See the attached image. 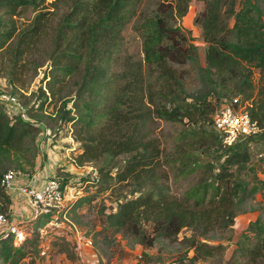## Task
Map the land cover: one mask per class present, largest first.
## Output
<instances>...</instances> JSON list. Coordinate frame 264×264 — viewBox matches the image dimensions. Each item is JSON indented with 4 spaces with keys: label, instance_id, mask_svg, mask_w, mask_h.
<instances>
[{
    "label": "trees",
    "instance_id": "obj_1",
    "mask_svg": "<svg viewBox=\"0 0 264 264\" xmlns=\"http://www.w3.org/2000/svg\"><path fill=\"white\" fill-rule=\"evenodd\" d=\"M191 1H158L154 13L143 16L136 24L141 34L142 59L125 57L121 70L115 71L111 64L120 51V31L135 15L139 0H0V52L11 55V63L7 64L9 92L20 99L32 118L30 122L18 115L10 116L0 105V177L9 165L30 173L23 162L33 166L34 140L45 137L44 127L49 129L52 142L60 136V128L54 131L44 119L48 116L43 111L49 99L47 90L53 93L51 86L62 77L78 75L76 94L86 95L81 103L84 112L75 118L61 114L64 122L79 127L75 138L80 140V149L70 162L79 166L103 156L125 154L112 173L111 164L97 167L102 181L114 178L115 182H125L131 193L118 198L115 209L105 213V225L113 230L129 225L141 246L151 245L158 236L174 238L182 227H190L192 233L181 240L186 257L204 264V258L219 254L223 244L209 243L198 236L228 227L240 202L258 188L264 189V179L254 178V183L247 186L238 173L249 157L248 141L264 137V14L254 0H238L236 9L234 0H202L197 15L204 42V64L200 65L195 45L186 30L175 23ZM225 2L228 5L223 11ZM56 3H63L65 10L51 35L48 63L40 77L44 85L27 103L15 93L16 60L39 36L44 12L48 11L43 8L55 7ZM27 5L38 8L37 12L23 26L16 25L12 15ZM222 12L232 15L231 26ZM184 62L197 69L201 87L193 94L185 93L179 69ZM145 68L153 73L152 82L144 81ZM234 95H239L241 102L248 101V117L259 130L240 133L230 143H224L222 131L212 122L215 107L210 96L224 97L225 102ZM154 118L194 123L206 120L212 126L204 132L203 140H179L175 156L168 158L180 174L200 168L198 171L208 175L187 187L181 197L169 192L167 176L161 170L159 143L150 133ZM202 156L210 158L201 161ZM42 158H46L45 154ZM58 169L61 164H57L54 176L63 188L68 183L58 176ZM0 196L4 199V204L0 201V212L10 215V198L1 185ZM82 199L77 198L75 204ZM63 209L66 212V206ZM49 215H38L30 234L17 240L12 231L0 232V263L17 264L32 249L39 251L42 241L35 231L39 227L37 219L43 216L46 221ZM243 233L247 234L242 238L241 264H264V222L256 217ZM51 240L52 249L65 251L71 258L73 252L57 244L65 240L62 236L55 234ZM67 245L72 247V242Z\"/></svg>",
    "mask_w": 264,
    "mask_h": 264
},
{
    "label": "rangeland",
    "instance_id": "obj_2",
    "mask_svg": "<svg viewBox=\"0 0 264 264\" xmlns=\"http://www.w3.org/2000/svg\"><path fill=\"white\" fill-rule=\"evenodd\" d=\"M158 1L160 0H139L135 15L130 17L120 31L121 47L118 58L111 64L113 70H121L123 58L125 57L129 56L132 60L142 59L141 34L136 24L143 16H150L154 13ZM254 1L258 3L264 14V0ZM202 5V0H192L188 4L186 12L175 21L176 24L186 30L189 40L195 45L200 65L204 64V42L200 36L197 15ZM226 5H228L227 2L222 4L221 9L223 11ZM233 7L235 9L238 7V0H234ZM44 9H48V11L44 12L46 16L39 36L36 38L34 44L16 60L17 80H15V86L17 90H15V93L27 103L36 97L34 91L44 85L40 77L48 63L46 58L47 52L50 50L51 35L54 32V27L60 14L65 10V6L63 3H56L55 7L48 6ZM37 10L38 8H33L30 5L19 7L18 12L12 15L15 24L23 26L31 20ZM222 15L226 24L231 26L233 22L232 15H228L225 12H222ZM10 58L11 55L7 51L0 52V87L8 91L11 90V86L7 83V78H9L7 64L11 63ZM179 69L183 73L185 93L193 94L199 90L201 84L197 79L196 67L191 66L188 62H184L179 66ZM253 76L254 80H256L257 73L254 72ZM143 77L145 82L153 81V73H148L146 68L144 69ZM62 78L61 81L51 86L53 93L47 90L49 92V99L43 107V111L48 113V116L44 118L46 123L54 131H57L55 127H59L60 136L55 138L56 141L50 142L44 147L34 140L36 154L33 166L30 167L24 162L23 166L24 169L30 170V175L35 176L36 174L37 177L34 180L37 186H41L46 178L54 175L57 164H61V169H58V176L67 180L66 182L68 186L70 185V190L63 201V206H66L64 214L66 219L58 215L56 221H60L64 226L67 225L68 220L71 221L77 228L79 240L82 241L84 238L91 239V247L83 249L84 246L81 245L84 250L82 256L76 253L73 247L67 245L71 242L72 236L66 231L61 230V228L58 230V228L52 227L44 221L43 216H40L37 219L39 227L35 231L40 236V242L42 241V243L45 242L47 244L46 249L42 248L46 251L41 254L37 249H32L17 264H69L68 261H73L72 264H176L178 262L182 264H200V261L193 263L188 260L184 243L181 241L183 236L192 233L190 227H182L174 238L168 239L158 236L151 245L141 246L138 237L132 233L129 225L119 230H113L111 227L105 225L103 221L105 213L115 209L118 198L129 196L131 193L129 191L130 186L125 182H115L114 178L108 182L102 181L97 167L103 164L110 166L111 164L113 165L111 168L112 173L114 167H117L122 162L125 154H119L114 157L103 156L101 159L95 161H85L79 166H75L70 162L71 157H74L80 149L78 148L80 140L75 138L79 127L78 124L74 125L71 122H64L61 114L65 112L67 116L73 118L80 116L84 112L81 103L82 99L86 98V95L83 94L78 97L76 94L79 83L78 75H69ZM210 98L215 109L229 101L226 98L227 101L223 102L224 97L220 96H210ZM247 102V100L242 101L245 109ZM205 121L194 123L183 119L181 122H173L154 118L150 123V133L156 137L160 147V157L163 162L161 170L167 176L169 192L176 197H181L183 191L190 185L208 177L204 172L198 171L200 168L190 173L180 174L174 167L175 165L168 160V158L175 156V147L179 140H203L204 132H208L209 128H212ZM46 139L51 141L49 136ZM247 146L249 157L245 165L238 169V173L239 177L249 186L254 183V178L264 179V137L249 140ZM44 154L46 156L45 159L42 158ZM209 158L208 156H202L200 160L208 161ZM46 163L47 166L44 168ZM66 167L68 168L67 171H65ZM5 168L16 170L11 165ZM79 197L83 199L80 203L75 204L76 199ZM0 201L4 204V199L1 196ZM25 203L26 201L23 198L17 204H9V206L17 209L18 212L27 207ZM6 211L8 213V207ZM7 215V219L16 220L18 227L27 232H30L29 230L34 226V219L37 217L32 216L33 218L26 219V217L17 218L15 215ZM256 217H259L264 222L263 188H258L257 191L246 196L240 202L233 221L228 227L211 230L206 236H198L209 243L223 244L222 251L219 254L204 258V264H241L242 238L243 234H247L243 232H245L248 223ZM61 231L69 235L68 238ZM74 233L75 231L72 233L73 236ZM55 234H59L65 239L57 244L65 245L67 252L70 249L73 252L70 257L73 258L74 256V259H68L69 257L65 251V253H57L59 251L54 250L55 248L52 249V240L49 241V239ZM17 238H19L18 234L14 233V240H17ZM190 253L189 251L188 255Z\"/></svg>",
    "mask_w": 264,
    "mask_h": 264
},
{
    "label": "built area",
    "instance_id": "obj_3",
    "mask_svg": "<svg viewBox=\"0 0 264 264\" xmlns=\"http://www.w3.org/2000/svg\"><path fill=\"white\" fill-rule=\"evenodd\" d=\"M0 105L10 116L18 115L19 118L25 121H32L26 113V106L20 101V99L13 93L5 89H0ZM212 122L214 126L222 131V140L224 143H230L238 134H250L259 130L254 120H250L244 103L240 101L239 95H234L228 102L221 104L217 107L212 114ZM42 135L44 139L39 138L35 140L36 143L42 144V147L46 146L52 141L47 140L49 136V129L43 128ZM42 139V140H41ZM47 141V142H46ZM49 141V142H48ZM35 176L30 175L28 172H21L14 169H6L0 177V185L3 190L10 195L14 191L20 193L26 201V208L17 212V209L10 207V214L15 217L31 219L32 216L36 217L40 214L49 212L50 215L46 219V223L52 227L58 228V230H64L72 238V247L74 251L82 256L85 247H91V239L84 238L79 240L76 226L68 220L67 225L64 226L59 221H56L58 215L64 217L65 209H63V201L70 190V185H65L61 188L59 181L54 175L46 178L41 186H37ZM10 205H13V201L10 199ZM65 218V217H64ZM66 219V218H65ZM2 229V230H1ZM41 229V228H40ZM39 229V230H40ZM0 232L14 231L20 237L21 235H29L30 232L25 231L21 227H18L16 220L7 219L4 213L0 212ZM41 231V230H40ZM73 231H75L73 236ZM66 238V235L61 231ZM83 245V249L81 247ZM47 244L41 242L39 252L44 253ZM44 248V249H42Z\"/></svg>",
    "mask_w": 264,
    "mask_h": 264
},
{
    "label": "crops",
    "instance_id": "obj_4",
    "mask_svg": "<svg viewBox=\"0 0 264 264\" xmlns=\"http://www.w3.org/2000/svg\"><path fill=\"white\" fill-rule=\"evenodd\" d=\"M68 139V138H67ZM47 166V163L45 164V167L46 168ZM20 196H21V199H20ZM9 198L13 201V205L17 204L19 202V200L22 201L23 197L20 193L14 191V193L12 192L10 195H9ZM27 209V208H26ZM57 253H60V252H57ZM68 259H74V256L73 258H68ZM66 262H67V259H66ZM69 264H72L73 261H68ZM75 263V262H74Z\"/></svg>",
    "mask_w": 264,
    "mask_h": 264
}]
</instances>
